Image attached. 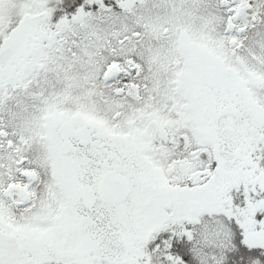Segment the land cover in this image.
<instances>
[{"label":"snow or ice","instance_id":"1","mask_svg":"<svg viewBox=\"0 0 264 264\" xmlns=\"http://www.w3.org/2000/svg\"><path fill=\"white\" fill-rule=\"evenodd\" d=\"M0 264H264V0H0Z\"/></svg>","mask_w":264,"mask_h":264}]
</instances>
